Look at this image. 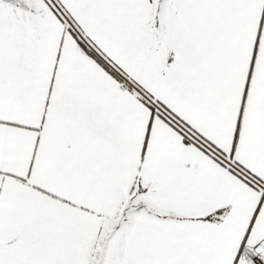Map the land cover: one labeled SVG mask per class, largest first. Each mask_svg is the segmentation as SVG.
<instances>
[{
  "label": "snow or ice",
  "instance_id": "obj_1",
  "mask_svg": "<svg viewBox=\"0 0 264 264\" xmlns=\"http://www.w3.org/2000/svg\"><path fill=\"white\" fill-rule=\"evenodd\" d=\"M0 264H264V0H0Z\"/></svg>",
  "mask_w": 264,
  "mask_h": 264
}]
</instances>
